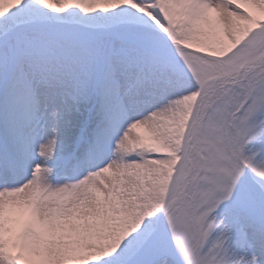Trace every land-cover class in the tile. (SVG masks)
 <instances>
[{
	"label": "snow or ice",
	"instance_id": "1",
	"mask_svg": "<svg viewBox=\"0 0 264 264\" xmlns=\"http://www.w3.org/2000/svg\"><path fill=\"white\" fill-rule=\"evenodd\" d=\"M0 264H264V0H0Z\"/></svg>",
	"mask_w": 264,
	"mask_h": 264
}]
</instances>
